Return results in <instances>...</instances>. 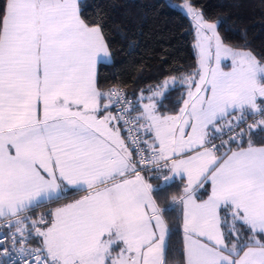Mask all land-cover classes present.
<instances>
[{"label": "snow or ice", "instance_id": "1", "mask_svg": "<svg viewBox=\"0 0 264 264\" xmlns=\"http://www.w3.org/2000/svg\"><path fill=\"white\" fill-rule=\"evenodd\" d=\"M181 7L196 23L198 67L141 90L133 116L125 94L98 86L111 53L79 0H0V264H169L167 209L153 193L176 176L187 181L171 196L182 205L180 264H264V142L254 139L264 61L225 44L220 21L190 0ZM177 84L175 113H162Z\"/></svg>", "mask_w": 264, "mask_h": 264}, {"label": "trees", "instance_id": "2", "mask_svg": "<svg viewBox=\"0 0 264 264\" xmlns=\"http://www.w3.org/2000/svg\"><path fill=\"white\" fill-rule=\"evenodd\" d=\"M190 2L201 10L206 20L220 21L217 30L225 44L249 50L264 61V0ZM80 12L88 25L101 27L112 56L111 62L99 64L98 86L104 91L124 88L135 99V113L141 90L147 96L149 86L192 73L198 67L192 20L172 0H82ZM184 92L185 87L177 84L160 111L175 112L177 100ZM254 139L257 143L264 142V133L254 134ZM151 183L155 188L162 180L152 179ZM186 183V179L175 178L163 193H153L160 207L167 209L164 218L171 230L167 238L169 264H180L184 240L182 205L172 204L171 196H180ZM209 190L205 185L198 191V198H206ZM64 202L69 201L61 203ZM58 205H45L31 215H37L42 208L48 212ZM32 241L35 245L39 243L37 238Z\"/></svg>", "mask_w": 264, "mask_h": 264}, {"label": "built area", "instance_id": "3", "mask_svg": "<svg viewBox=\"0 0 264 264\" xmlns=\"http://www.w3.org/2000/svg\"><path fill=\"white\" fill-rule=\"evenodd\" d=\"M116 89L120 90L123 94L126 95V97H127L129 100H131V101L133 102V108L135 109V107H136L135 99H134L133 97H131L130 95H128L127 92H126V90H125L124 88H122V87H118V88H116ZM118 107H119V106L114 105V115L116 114V111H117V108H118ZM136 114H137V113H135V110L131 113V115H133V116H135ZM249 122H251V120H249ZM125 135H126V134H125ZM143 138H144V139H148L147 136H143ZM224 138L227 139V136H225ZM215 142H216L217 144L220 143L219 140H216ZM31 214H32V212L29 213V215H31ZM8 231H9V229H7V228H0V239H3L5 233H7ZM32 240H33V239H31V240L29 241V244H28V245H25V246H26V247H27V246H32V247H36V246H38V245H35V244L33 243ZM5 243L8 244L9 242H8V241H5ZM17 246L19 247V245H17ZM10 250H11V249H10ZM12 256H13V257L16 256V253H15L14 251L12 252ZM0 259H4V260H6V261L9 260L8 257H3V258H0ZM16 264H20V261L17 260Z\"/></svg>", "mask_w": 264, "mask_h": 264}, {"label": "rangeland", "instance_id": "4", "mask_svg": "<svg viewBox=\"0 0 264 264\" xmlns=\"http://www.w3.org/2000/svg\"><path fill=\"white\" fill-rule=\"evenodd\" d=\"M82 0H79V3L81 2ZM172 2H173V4H175L176 6H178V7H180L186 14H188L187 13V11L183 8V7H181V5L184 3V0H182V1H175V0H172ZM191 3V2H190ZM192 5V4H191ZM193 7H194V9H196V10H199L200 12H201V10L199 9V8H197V7H195L194 5H192ZM202 13V12H201ZM80 15H81V12H80ZM190 18H191V20H192V23H193V26H194V29H195V33H196V37H197V40H196V45H197V43H198V39H199V37H198V34H197V27H196V23H195V20L191 17V16H189ZM204 17V16H203ZM81 18H82V16H81ZM83 19V18H82ZM205 19V18H204ZM206 20V19H205ZM208 21V20H207ZM209 22H214V21H209ZM86 23V22H85ZM91 26V25H90ZM101 28V27H100ZM102 31V30H101ZM218 31V30H217ZM103 33V32H102ZM103 36H104V34H103ZM104 38H105V36H104ZM105 41L107 42V40H106V38H105ZM107 45H108V43H107ZM108 48H109V46H108ZM197 48V47H196ZM197 50H198V48H197ZM109 51H110V49H109ZM247 51H249V50H247ZM111 53V52H110ZM112 61V56H111V58L109 59V60H106L105 62H111ZM102 62V61H101ZM226 63L225 64H229L230 63V61H225ZM99 64L100 63H98V65H97V78H98V68H99ZM46 214L47 213V209H45V208H42V210H40V211H38L37 212V215H31V217L33 218V219H36L40 214ZM37 240H38V242H39V238H37Z\"/></svg>", "mask_w": 264, "mask_h": 264}, {"label": "crops", "instance_id": "5", "mask_svg": "<svg viewBox=\"0 0 264 264\" xmlns=\"http://www.w3.org/2000/svg\"><path fill=\"white\" fill-rule=\"evenodd\" d=\"M196 40H197V37H196ZM224 64L226 63L225 61L223 62ZM148 101H144L143 103H147ZM111 111H112V113L114 114V107H112V109H111ZM172 113H175V112H172ZM122 135H125V133L122 131ZM149 139H150V137H149ZM142 174H144V175H146V176H152V173L151 172H144V173H142ZM164 174H168L167 173V170H165V173ZM175 178H179V176H176ZM151 182V181H150ZM200 189H198L197 191H196V196H197V198H198V191H199ZM79 195H83V193H79V194H72V193H70L69 194V196L70 197H75V198H78L79 197ZM75 198H73V199H75ZM199 199V198H198ZM204 199H207V197L206 198H204ZM58 206H60V205H58ZM57 206V207H58ZM221 215H223V211H222V213H221Z\"/></svg>", "mask_w": 264, "mask_h": 264}]
</instances>
